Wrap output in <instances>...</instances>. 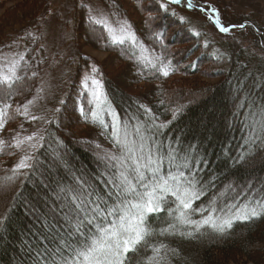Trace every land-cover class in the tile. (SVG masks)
Instances as JSON below:
<instances>
[{"label":"trees","instance_id":"obj_1","mask_svg":"<svg viewBox=\"0 0 264 264\" xmlns=\"http://www.w3.org/2000/svg\"><path fill=\"white\" fill-rule=\"evenodd\" d=\"M8 1L10 7L0 13V54L13 48L30 55L23 94L12 101L15 109L31 100L52 59L42 21L51 0ZM100 1L112 18L131 26L136 43L129 41L121 46L101 39L102 27L97 25L94 30L88 22L87 7H81L86 3L68 0L63 10L64 25L67 30L71 23L68 36L74 48L79 51L86 46L105 52L106 57L99 60L77 53L74 77L71 82L70 78L65 81L70 82L62 99L65 103H60L56 108L60 111L54 110L34 132L43 135L34 150L38 171L7 192L0 191V264H36L37 252L56 248L53 238L59 239L58 232L64 235L60 231L63 221L60 217L54 219L50 211L58 186L64 187L75 176L84 175L99 190H106L102 157L114 150L109 125L115 124L117 114L125 123L129 117H139L145 123L165 125L157 142H162L165 149H175L178 163L187 157L188 167L202 182L203 192L194 207H208L210 200H216L221 207L235 204L243 208L264 199V139L255 143L248 139L249 111L256 110L253 103L264 105V61L256 60L257 53L251 50L259 46L258 42L264 44V29L253 19L241 16L232 23L253 27L223 34L206 18L195 32L190 23L180 22L183 16L178 9L187 8L186 0L180 5L167 4L166 0ZM162 3L167 11L160 7ZM158 33L163 37L157 38ZM245 33L256 36L251 38L256 47L238 40ZM156 57L170 61L175 71L164 77L145 66L144 58L154 61ZM92 66L98 73H90ZM33 71L36 76H32ZM87 74L100 81L101 97L108 110L99 112L94 108L90 93L83 87ZM246 100L247 106L240 107ZM145 108L151 111L145 113ZM30 123V117L17 116L0 132V139L13 143L12 136L19 132L21 137ZM20 154L7 147L0 151V182L11 174ZM241 155L246 162L238 164ZM167 219L164 212L151 217L150 223L153 228L164 227ZM161 239L175 250V254L169 252L168 264H264V248L260 245L264 219L237 222L224 238L211 234L208 228L198 239ZM143 257L144 253H139L132 264Z\"/></svg>","mask_w":264,"mask_h":264},{"label":"snow or ice","instance_id":"obj_2","mask_svg":"<svg viewBox=\"0 0 264 264\" xmlns=\"http://www.w3.org/2000/svg\"><path fill=\"white\" fill-rule=\"evenodd\" d=\"M166 2L180 5L182 0ZM186 4L189 10L198 9L204 13L220 33L231 34L237 28L253 27L246 23H224L220 10L215 6H198L193 0H186ZM81 7H87L88 22L94 30L97 25L102 27L101 39L121 46L129 41L136 43L135 35L129 31L130 25L116 21L110 24L109 17H105L99 9L84 4ZM160 7L167 11L165 4L162 3ZM180 22L190 23L183 17H180ZM256 31L260 32L261 29L256 28ZM162 37L163 33L157 34V38ZM29 59L28 53L18 52L14 57L6 58V67L0 68V132L17 116L30 117L31 121L40 119L28 110L33 100L18 104L15 109L12 104L15 97L23 94L22 86L27 78L25 68ZM144 59L146 67L150 66L155 73L164 77L175 71L170 61L166 62L160 57L154 61ZM98 71L95 66L90 69V73ZM22 72L25 74L21 75ZM36 75L33 71L32 76ZM90 79L97 88L101 86L95 76ZM93 95L99 102L101 93L94 89ZM60 103L63 105L65 102L61 100ZM247 104L246 100L240 107ZM140 107L144 108L143 105ZM253 108L256 110L249 111L251 122L248 139L255 143L264 139V105L253 103ZM144 111L149 113L151 110L145 108ZM80 112L84 114L83 109ZM92 115L96 117L97 113L93 111ZM175 118L176 114L173 113ZM115 121V124L109 125L114 150L102 157L105 171L101 175L106 177L103 180L106 190H99L84 175L75 176L64 187L58 186L50 211L54 219L60 217L63 221L60 231L64 235L60 236L58 232L59 239L53 238L57 245L55 249L46 248L44 253H36V264H132L133 258L141 252L144 257L137 259L136 264H168V254L170 251L175 254V250L170 249L161 238L179 236L181 239H198L208 228L211 234L224 238L231 234L237 222L250 223L264 219V199L256 200L255 206L244 205L243 208L235 204L221 207L216 200H210L208 207H194L203 192L202 182L197 179V173L188 167L187 157L183 163H178L180 158L176 150L165 149L162 142H157L159 132L165 125L145 123L139 117H129L125 123L118 114ZM11 139L13 143L0 139V151L7 147L21 151V154L11 167V174L0 182V191L4 192L19 182L31 179L38 171L34 150L40 146L43 135L36 133L20 138L17 132ZM26 143L27 148L33 151L25 150ZM165 160L168 161L167 168ZM245 162V156L237 158L238 164ZM29 211L33 212L34 208H29ZM164 212L169 218L164 222L166 226L153 228L150 218ZM260 245L264 248V240L260 241Z\"/></svg>","mask_w":264,"mask_h":264},{"label":"rangeland","instance_id":"obj_3","mask_svg":"<svg viewBox=\"0 0 264 264\" xmlns=\"http://www.w3.org/2000/svg\"><path fill=\"white\" fill-rule=\"evenodd\" d=\"M82 1L85 2L89 7L99 9L105 17H109L108 22L110 24H112L113 21H116L119 24L128 25L122 19L112 18L107 13L100 0ZM193 3L198 6L211 5L217 7L221 13L220 18L225 23H232L239 17L245 16L249 19H253L258 24V26H260V28L264 29V0H193ZM68 4V0H51L46 11L44 12L42 21L44 22V30L46 31L48 49L50 54H52V59L51 61L49 60L48 66L42 78V82L31 98L34 103L28 107L29 112L40 119L31 121L30 125L25 129L26 131H24L20 138L34 134L37 129L42 127L45 121L52 115L54 110L60 104V101L66 96L69 90L68 86L74 77L75 70L78 66L77 57L79 55H89L99 60H103L106 57L105 52L91 49L86 46L80 47L79 51L74 48V44L68 36L69 32L72 31L70 26L71 23H68L70 29L67 30V24L64 25L66 15L63 13V10ZM10 5L11 2L8 0L0 1V13H2L5 8H9ZM186 9L187 8L185 6L180 7L178 12L188 21H190L191 28L197 32L202 27V25L206 23L205 19L207 17L198 9H188V11ZM97 18L99 19L100 17ZM237 30L238 28L232 33L236 32ZM129 31L131 32L130 29ZM253 36L256 37L255 35L245 33L241 36H238V40L248 47H256L252 45L253 40L251 38ZM258 44L259 46H257V48L254 50L251 48L250 49L255 54L257 53V56H254L256 60L262 59L264 61V44L259 42ZM16 53H18V51L13 48L3 50L0 54V68L6 67V58L14 57ZM77 53L79 55H77ZM67 58L72 59L67 61ZM90 77L91 75L89 74L84 76L83 87L87 88V91L90 93L92 102L94 103V108L99 112L108 110L109 106L106 104L103 97H101L100 101L97 102L96 97L93 95L94 89H96L98 92H100V89L97 88L96 85L91 84ZM69 78L70 82L66 83L65 81ZM25 150L31 151V148H27V143L25 145Z\"/></svg>","mask_w":264,"mask_h":264}]
</instances>
